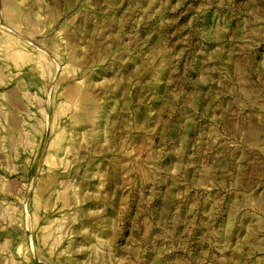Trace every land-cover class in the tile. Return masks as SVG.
Returning <instances> with one entry per match:
<instances>
[{
    "label": "rangeland",
    "instance_id": "1",
    "mask_svg": "<svg viewBox=\"0 0 264 264\" xmlns=\"http://www.w3.org/2000/svg\"><path fill=\"white\" fill-rule=\"evenodd\" d=\"M0 264H264V0H0Z\"/></svg>",
    "mask_w": 264,
    "mask_h": 264
}]
</instances>
